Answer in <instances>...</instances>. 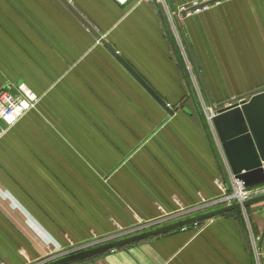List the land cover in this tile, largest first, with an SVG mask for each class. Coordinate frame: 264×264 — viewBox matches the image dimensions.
I'll return each mask as SVG.
<instances>
[{
  "label": "crops",
  "instance_id": "crops-1",
  "mask_svg": "<svg viewBox=\"0 0 264 264\" xmlns=\"http://www.w3.org/2000/svg\"><path fill=\"white\" fill-rule=\"evenodd\" d=\"M67 1L0 0V89L39 95L0 118V264L229 191L209 116L264 91V0ZM263 233L264 201L69 264H256Z\"/></svg>",
  "mask_w": 264,
  "mask_h": 264
},
{
  "label": "water",
  "instance_id": "water-1",
  "mask_svg": "<svg viewBox=\"0 0 264 264\" xmlns=\"http://www.w3.org/2000/svg\"><path fill=\"white\" fill-rule=\"evenodd\" d=\"M65 1L68 2L67 0ZM90 28L93 27L90 25ZM111 49L113 50V48ZM213 121L235 178L243 181L247 187L264 184V91L252 95L248 100L219 109L213 117ZM263 201L264 193L254 196L243 203H234L201 212L96 247L58 255L44 264H68L163 233L198 224L232 211H246L248 207Z\"/></svg>",
  "mask_w": 264,
  "mask_h": 264
},
{
  "label": "built area",
  "instance_id": "built-area-1",
  "mask_svg": "<svg viewBox=\"0 0 264 264\" xmlns=\"http://www.w3.org/2000/svg\"><path fill=\"white\" fill-rule=\"evenodd\" d=\"M121 4L127 3L129 0H117ZM164 1V0H157ZM220 0H197L194 1L189 7H182L179 9L180 12L191 15L193 13H199L207 9L211 3L219 2ZM246 100L242 99L241 101ZM39 101V95L32 89L26 87L25 85H19L17 92H12L9 88L0 89V118L3 119L7 124H13L26 115L30 110L35 108L36 104ZM240 101V102H241ZM217 112H211L209 118L212 120L213 115H216ZM264 193V184L247 187L243 181L238 180L233 176L232 188L222 194L221 196L215 197L211 200L205 201L195 207L189 209H183L177 211L170 215H166L161 218L153 219L144 223H139L137 225L120 229L114 233H109L102 235L100 237L93 238L91 240L73 245L72 247L61 251L58 255H65L74 253L77 251L89 249L96 247L105 243H109L124 237H128L155 227H158L163 224H167L178 219L189 217L201 212L209 211L219 207L231 205L234 203H243L250 198L263 194ZM254 251L256 264H264V254L261 248L257 246V243L254 241ZM58 255L53 256L52 258L57 257ZM50 258V259H52ZM50 259H46L37 264H44Z\"/></svg>",
  "mask_w": 264,
  "mask_h": 264
},
{
  "label": "trees",
  "instance_id": "trees-1",
  "mask_svg": "<svg viewBox=\"0 0 264 264\" xmlns=\"http://www.w3.org/2000/svg\"><path fill=\"white\" fill-rule=\"evenodd\" d=\"M241 210H236V211H232V212H229V213H227V214H232V213H239ZM200 223H202V222H200ZM92 257V256H91ZM69 264V263H68Z\"/></svg>",
  "mask_w": 264,
  "mask_h": 264
}]
</instances>
